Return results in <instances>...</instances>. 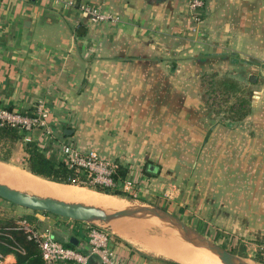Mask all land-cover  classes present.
I'll return each mask as SVG.
<instances>
[{
  "label": "crops",
  "instance_id": "crops-1",
  "mask_svg": "<svg viewBox=\"0 0 264 264\" xmlns=\"http://www.w3.org/2000/svg\"><path fill=\"white\" fill-rule=\"evenodd\" d=\"M76 1L118 20L93 23L79 9L53 0H0V107L32 111L45 102L55 143L95 151L127 168L143 195L149 192L145 184L165 189V160L173 155L164 143L173 132L164 128L174 131L182 123L192 129L196 112L209 111L201 136L203 144L210 140L219 124L205 108V79L228 72L239 83L246 79L252 96L247 117L224 125L246 126L248 185L264 192V0H205L200 22L193 19L190 0ZM40 134L33 132L34 138ZM146 165L155 167V175L145 176ZM8 203L0 198L1 215L8 216L6 209L21 214ZM22 215L66 246L74 238L77 246L69 247L88 253L82 222L28 209ZM255 215L248 218L249 230L257 226ZM111 240L127 264L173 262L159 249L119 234ZM257 240L264 243V227ZM15 262L14 255L5 256L4 264ZM90 264L102 263L94 257Z\"/></svg>",
  "mask_w": 264,
  "mask_h": 264
},
{
  "label": "rangeland",
  "instance_id": "rangeland-1",
  "mask_svg": "<svg viewBox=\"0 0 264 264\" xmlns=\"http://www.w3.org/2000/svg\"><path fill=\"white\" fill-rule=\"evenodd\" d=\"M228 74V72L224 73L222 76L219 75L218 78L228 77ZM216 81L217 77L212 78V73H209L205 79L208 90L205 98L207 102L205 108L210 110L211 116L216 118L219 124L218 127L214 128V132L206 144H203L201 133L207 130V125L206 120H202V118L206 114L208 116L209 111L196 112L197 116L193 122V127H191L192 129L186 128L182 123L176 124L174 131H172L173 128H164L166 131L173 132V135L172 133L167 134V142L164 143L165 150L166 148L170 150L173 158L165 160L170 166L167 167L168 171L161 180L165 184L163 191L160 192L158 186L154 187L157 189H153V184L149 183L144 186L149 192L142 195L141 191L138 190L141 187L136 182V191L125 192L124 194L101 192L97 191L96 188L82 185L71 184V186L89 197L103 198L120 203L123 208L140 205L166 208L218 245L244 259L248 264H254L253 260L257 261L259 258L262 259L260 264H264V243L257 240L261 239L263 235L264 208L262 203L264 192L262 190L252 191L251 186L248 185V177H250L247 168L248 161L247 156L243 155L246 126L240 128L225 126L232 122L230 106L238 105L241 98L248 99L249 85L245 79L240 85L243 92L236 95L232 93L223 94L216 86ZM211 82L212 84H210ZM238 141L241 142H239V145H237ZM4 152L1 143L0 156H3ZM26 156L24 145L17 141L11 148L9 162L0 160V163H4L13 171L16 181H0L1 183L29 190L28 180L31 175H34L26 169ZM150 162L155 163L154 160ZM145 176L149 177L151 175L146 174ZM129 177L136 180L135 176L131 174ZM38 195L44 196L43 194ZM9 206L14 208L13 211L19 210L21 214L18 212L10 213L11 209L3 211L8 216L16 218L23 216L22 212L27 210L11 203ZM254 214H256L254 217L257 226L253 224L252 230H249L248 218ZM152 220L151 218H124L113 221L105 227L114 234H119L116 232L117 228L129 231L132 236L128 234L125 235L126 237L123 234L119 235L133 244L142 245L144 248L159 249L164 256L173 260L171 264H208V260L212 261L204 250L185 242L178 232H175L176 238H174V230L171 227H164L163 225L150 226ZM234 225L239 226L237 229H240L237 231L233 227ZM149 235L164 237V242L153 244L147 240L146 236ZM255 238L257 239L255 240ZM178 244H185L200 253L202 252L201 254L208 260L196 256L198 255L196 252L194 257L188 261L175 260L171 257V254L179 251L177 248L181 246H178Z\"/></svg>",
  "mask_w": 264,
  "mask_h": 264
},
{
  "label": "built area",
  "instance_id": "built-area-1",
  "mask_svg": "<svg viewBox=\"0 0 264 264\" xmlns=\"http://www.w3.org/2000/svg\"><path fill=\"white\" fill-rule=\"evenodd\" d=\"M64 7L77 8L93 23L117 22L118 18L105 13L100 7L76 0H53ZM205 0H190L189 8L196 22L202 20L201 10ZM49 109L46 103L39 101L32 111H22L0 107V127L17 130L21 134L19 142L28 144L36 141L40 150L45 151L47 143L55 142V131L49 123ZM34 130L41 132L39 138H34ZM57 155L64 161L68 168L76 173L75 185L90 188H102L117 193H131L136 191V180L128 175L121 178L118 174V164L103 159L97 152H81L70 143L57 142ZM85 174L84 179H79L80 174ZM137 183V182H136ZM90 246L88 253L64 245L55 239L49 230L41 231L25 219L17 221L18 228L23 230L29 240L34 241L40 251L44 264H90L96 257L102 264H127L117 257L112 246V233L108 230L95 227L88 223H81ZM5 256L0 254V264H4Z\"/></svg>",
  "mask_w": 264,
  "mask_h": 264
},
{
  "label": "trees",
  "instance_id": "trees-1",
  "mask_svg": "<svg viewBox=\"0 0 264 264\" xmlns=\"http://www.w3.org/2000/svg\"><path fill=\"white\" fill-rule=\"evenodd\" d=\"M216 77L217 81L215 84L221 93H232L236 95L243 92L240 86L241 83L237 80L230 77L218 78L219 76H217V74H212V78ZM210 84H212V82ZM247 93L248 99L241 98L238 105L234 104L233 106H230L229 110L232 122H230L229 125H232V123H239L249 114V104L252 92ZM20 138L21 134H19L17 130L8 127H0V144L2 143V148L5 150L4 155L0 156L1 161L9 162L11 158V148L20 140ZM23 145L27 154L26 169L30 173L34 176L58 184H75L77 175L58 157L57 143L50 141L47 143L45 151L40 150L36 141ZM148 165L144 167V172L148 175H155L153 171H150ZM118 174L121 178H125L128 174V169L118 165ZM84 177V173L80 174L79 179H84ZM96 189L101 192L120 194L102 188ZM43 213L50 214L46 212ZM19 219H25L27 222L35 225L33 219L29 215L18 216L16 218L0 214V254L3 256L9 254L14 255L16 259L15 264H44L37 244L34 241L29 240L25 232L18 228L17 221ZM67 245L72 246L71 244ZM257 261L262 262V259L259 258Z\"/></svg>",
  "mask_w": 264,
  "mask_h": 264
},
{
  "label": "water",
  "instance_id": "water-1",
  "mask_svg": "<svg viewBox=\"0 0 264 264\" xmlns=\"http://www.w3.org/2000/svg\"><path fill=\"white\" fill-rule=\"evenodd\" d=\"M150 171H155L154 166H149ZM0 198L31 211L46 212L76 222H84L95 227L105 229V225L124 218L129 219H153L150 226H169L178 232L179 236L193 246L204 248L217 256L222 264H248L239 256L233 254L224 247L218 245L199 230L185 223L177 215L159 206H134L114 211H107L95 205L81 202H69L50 196H42L35 193L13 188L0 182ZM146 226V225H144ZM69 243L77 246L74 238Z\"/></svg>",
  "mask_w": 264,
  "mask_h": 264
},
{
  "label": "bare ground",
  "instance_id": "bare-ground-1",
  "mask_svg": "<svg viewBox=\"0 0 264 264\" xmlns=\"http://www.w3.org/2000/svg\"><path fill=\"white\" fill-rule=\"evenodd\" d=\"M14 180L16 181V177L14 176L13 171L4 163H0V181L1 182H3V181L12 182ZM7 185H9V184H7ZM9 186L16 188V189H19V190L27 191L30 193L34 192L35 194L36 193L37 194H43L44 196H50V197H54V198L69 201V202H81L84 204L89 203L88 205H95V206L101 207L107 211H114V210L123 209V205H121L120 203H116L114 201H109V200H106L103 198L89 197L88 195L82 193V191H79V190L73 188L71 185H65V184H56L55 185V183H51V182H48L46 180H42L41 178L36 177V176H32V175H31V178L28 180V185H27L29 190H31L32 192L29 190H26V189L19 188L17 186H12V185H9ZM110 227H112V226H110ZM113 228H115V227H113ZM116 232L119 234H123L124 237L127 236L126 234L130 235L129 231L122 229V228H117ZM175 232L177 233V231L174 230V232H173L174 238H176ZM131 233H133V232H131ZM130 236H132V235H130ZM130 236H128V237H130ZM179 245L181 247L177 248V250H179L177 253H175V254L170 253L171 257L174 258L175 260L182 261V262L188 261L190 258L194 257L195 252L198 253V255H196V256L201 257V258L202 257L206 258L203 256V254H201L202 252L200 253L199 251H197L194 248H191L188 245L178 244V246ZM201 249L204 250L206 252L205 254H207L209 257H211V259L213 261L212 262L206 258L209 261L208 264H222L220 259L217 256H215L211 251L206 250L204 248H201Z\"/></svg>",
  "mask_w": 264,
  "mask_h": 264
}]
</instances>
